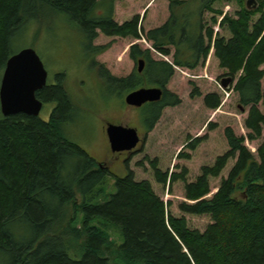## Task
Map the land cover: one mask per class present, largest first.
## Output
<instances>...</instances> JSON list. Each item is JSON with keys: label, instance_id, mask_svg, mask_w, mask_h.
I'll return each mask as SVG.
<instances>
[{"label": "trees", "instance_id": "obj_1", "mask_svg": "<svg viewBox=\"0 0 264 264\" xmlns=\"http://www.w3.org/2000/svg\"><path fill=\"white\" fill-rule=\"evenodd\" d=\"M114 1L0 0V72L13 54L16 34L39 22L46 11L63 13L75 25L92 66L95 55L109 46L93 44L99 33L139 39L141 31L155 52L172 60L154 58L150 48L133 43L128 56L144 60L142 71L136 67L116 77L102 66L98 70L101 81L119 97L142 86L162 88L159 100L141 106L145 130L150 131L164 107L181 102L166 87L174 67L192 70L203 64L212 44L230 82L238 75L233 89L239 103L248 106L243 122L248 132L238 134L225 126L227 149L211 165H201L192 181H186V167L169 176V186L178 179L184 182L185 199L179 202V210L209 215L211 222L203 231L189 228L184 215L170 214V202H164L149 181H136L128 168L124 177L115 179V191L104 194L101 185L107 166L62 131L76 103L64 85V74L58 73L55 84L36 91L40 100L55 104L48 119L0 112V258L6 264H264V141L255 155L245 145V140L259 138L264 129V0H257V7L250 10L245 0H235L240 5L235 16L224 14L219 21L229 31L228 38L211 27L204 31L205 11L222 14L212 8L218 0H196L193 5L194 0H167V19L147 30L138 29L139 14L116 22ZM211 20L215 23L216 17ZM189 95L201 94L194 87ZM203 103L214 109L220 96L206 93ZM206 126L216 127L211 121ZM207 138V133L195 136L184 147L193 151ZM176 157L189 159L190 153L180 150ZM229 159H234L233 165L207 197L209 179L218 177ZM151 164L156 180L165 183L168 173ZM111 228L121 236L117 244L110 239ZM26 230L31 237L27 238ZM71 248L77 257L69 255Z\"/></svg>", "mask_w": 264, "mask_h": 264}, {"label": "rangeland", "instance_id": "obj_2", "mask_svg": "<svg viewBox=\"0 0 264 264\" xmlns=\"http://www.w3.org/2000/svg\"><path fill=\"white\" fill-rule=\"evenodd\" d=\"M195 3L196 0L191 5ZM212 8L221 10L222 14L205 11L204 31L211 27L214 33L218 32L220 36L228 38L229 31L219 26V21L224 14L235 16L240 5L235 0H218L212 3ZM135 14H139L140 17L138 29L140 26L144 30L159 26L169 15L168 1H114L113 18L116 22L122 23ZM212 16L216 17L215 23L211 20ZM41 17L39 22L29 23L26 29L16 34L11 43V50L15 53L24 47H32L47 70V83H51L56 74H64V85L76 104L72 118L63 124L62 131L67 139L79 145L97 162L107 166V175L101 185L104 194L109 196L115 191V179L124 177L128 168L133 171L136 181H149L153 191L164 202H170L167 205L170 214L184 215L189 228L203 231L211 222L209 215L182 213L178 204L185 199L184 182L178 179L169 186V176L172 171L179 172L182 167H186V181H192L200 172L201 165H211L216 156L227 149L223 137L225 126H231L238 134L245 135L248 132L243 124L248 106H243L244 110L240 109L238 93L233 89L238 75L228 87H222L221 80L228 76L227 71L219 66L211 44L203 64L200 63L192 70L174 67L175 72L166 87L177 93L181 102L175 106L164 107L153 128L146 131L142 108L125 104L123 100L125 93L120 97L113 93L101 81L98 69L102 66L116 77L131 73L137 67L136 61L128 56L129 46L133 43H138L141 48H150L154 58L171 61V56H163L155 52L151 43L142 36L141 31H139V39L99 33L93 44L108 43L109 46L104 52L95 55L96 64L92 66L85 52L81 34L75 30V25L65 14H51L46 11ZM261 68L264 70V64ZM1 74L0 72V79ZM194 87L199 89L200 96L190 97L189 93ZM209 92H215L220 96V104L214 109L207 108L203 103V96ZM47 107V105L43 107L39 113L43 119L48 117L50 107L46 110ZM258 107L261 108L259 104ZM208 121L214 122L216 127L209 129L206 126ZM107 122L135 127L141 137L140 143L129 152H112L104 130ZM204 133L208 134V138L195 150L190 151L184 147L190 138ZM262 141H264V129L259 138L245 140V145L255 155L256 148ZM180 150L189 152L190 158H177L176 154ZM152 162L156 163L160 171L168 173L165 183L156 180ZM233 163L234 159H229L219 176L209 179L211 189L207 197L215 192L221 177L227 175ZM76 197L80 201L79 195ZM105 197V195L100 196L98 201L102 202ZM117 230L115 228L110 230V239H113L115 244L121 241ZM26 236L27 238L32 236L30 230H26ZM68 252L70 256L77 257L72 248ZM6 263L5 258H0V264Z\"/></svg>", "mask_w": 264, "mask_h": 264}, {"label": "water", "instance_id": "obj_3", "mask_svg": "<svg viewBox=\"0 0 264 264\" xmlns=\"http://www.w3.org/2000/svg\"><path fill=\"white\" fill-rule=\"evenodd\" d=\"M245 7L250 10L257 7V0H246ZM142 58L136 61L137 70L144 67ZM47 70L32 47H24L11 54L6 60L0 79V112L7 116L16 113L38 116L43 102L36 91L46 85ZM230 77L221 80L222 87H228ZM162 88L142 86L127 92L124 103L141 107L147 102L160 99ZM241 110L244 107L239 104ZM105 133L112 152L132 151L141 141L137 129L132 126L107 123Z\"/></svg>", "mask_w": 264, "mask_h": 264}, {"label": "flooded vegetation", "instance_id": "obj_4", "mask_svg": "<svg viewBox=\"0 0 264 264\" xmlns=\"http://www.w3.org/2000/svg\"><path fill=\"white\" fill-rule=\"evenodd\" d=\"M48 82V73H47V80H46V84H55V82H56V79H54L51 83H47ZM43 88V87H42ZM43 102V101H42ZM48 106L47 108H46V110H48L49 109V107H50V109H49V112L47 113V115H48V117L46 118V119H48L49 118V116H50V114H51V112H52V109H53V107H54V103H52V102H50V103H45V102H43V105H42V108L43 107H45V106ZM41 108V109H42ZM107 123H110V122H107ZM107 123H106V125H107ZM115 124H119V123H115ZM106 129V126H105V128H104V130ZM139 134V133H138ZM139 136H140V134H139ZM141 138V137H140ZM140 143V142H139ZM138 143V144H139ZM137 144V145H138ZM136 145V146H137ZM120 152H129V151H120Z\"/></svg>", "mask_w": 264, "mask_h": 264}]
</instances>
